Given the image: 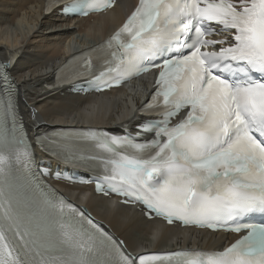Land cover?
<instances>
[{
  "label": "snow or ice",
  "instance_id": "1",
  "mask_svg": "<svg viewBox=\"0 0 264 264\" xmlns=\"http://www.w3.org/2000/svg\"><path fill=\"white\" fill-rule=\"evenodd\" d=\"M55 3L65 14L85 6ZM97 51L103 66L86 57L67 83L90 78L110 87L113 73L119 81L159 69L151 100L138 110L157 118L137 133L151 138L86 131L36 136L37 144L94 172L98 192L142 205L149 219L241 235L213 253L129 254L30 171L27 130L0 64V264H264V224L247 220L264 215V0H139L88 56Z\"/></svg>",
  "mask_w": 264,
  "mask_h": 264
},
{
  "label": "bare ground",
  "instance_id": "2",
  "mask_svg": "<svg viewBox=\"0 0 264 264\" xmlns=\"http://www.w3.org/2000/svg\"><path fill=\"white\" fill-rule=\"evenodd\" d=\"M44 1L0 0V62L7 66L15 85L16 105L30 142L35 143L38 135L64 127L92 126L117 130L123 123L130 122L145 95V83L94 98L79 97L65 88L54 87V72L66 62L68 53L73 51L68 44L74 42V46H79L81 43L78 40L82 34L69 38L67 31L71 24L55 13L44 16ZM126 4L127 0L124 3L120 1L119 6L123 8ZM24 15L30 17L27 23ZM108 17H113L116 20L114 26L117 25L121 20V9H115ZM88 24L83 21L78 27L84 28ZM107 27H102V31H87L85 37L100 40V34ZM21 30L26 32L17 33ZM57 186L133 255L142 251L156 252L183 247L210 249L226 239L223 235H209L201 231H174V228L165 227L157 221H146L131 208L93 196L90 189L85 187L75 189L62 184Z\"/></svg>",
  "mask_w": 264,
  "mask_h": 264
},
{
  "label": "rangeland",
  "instance_id": "3",
  "mask_svg": "<svg viewBox=\"0 0 264 264\" xmlns=\"http://www.w3.org/2000/svg\"><path fill=\"white\" fill-rule=\"evenodd\" d=\"M22 14H24V13H22ZM24 18H25V22L27 23L28 22V20H30V17H28V15H24ZM23 27H25V29H27L26 27V25L25 24H23ZM19 29H21V24H20V26H19ZM26 31H23V30H21V31H19V32H17V33H19V34H21V33H25ZM13 35V34H12ZM76 35H78V33L76 34ZM84 38L85 37H83V39L82 40H84ZM23 38H21V40H22ZM39 40V39H38Z\"/></svg>",
  "mask_w": 264,
  "mask_h": 264
}]
</instances>
